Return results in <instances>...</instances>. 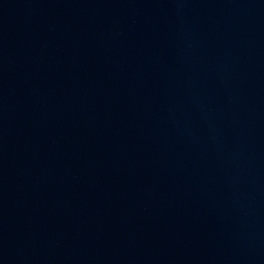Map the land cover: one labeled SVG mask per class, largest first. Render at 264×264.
<instances>
[{
    "label": "water",
    "instance_id": "obj_1",
    "mask_svg": "<svg viewBox=\"0 0 264 264\" xmlns=\"http://www.w3.org/2000/svg\"><path fill=\"white\" fill-rule=\"evenodd\" d=\"M0 264H264V0H0Z\"/></svg>",
    "mask_w": 264,
    "mask_h": 264
}]
</instances>
